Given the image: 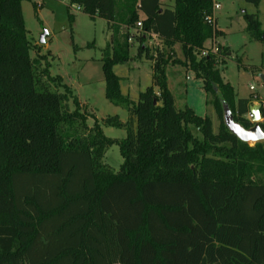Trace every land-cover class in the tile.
Returning a JSON list of instances; mask_svg holds the SVG:
<instances>
[{"label":"trees","instance_id":"trees-1","mask_svg":"<svg viewBox=\"0 0 264 264\" xmlns=\"http://www.w3.org/2000/svg\"><path fill=\"white\" fill-rule=\"evenodd\" d=\"M23 1L0 0V264H264V140L251 145L225 124V104L245 128L255 123L246 118L252 99L237 98L221 75L222 54H203L221 34L217 18L214 26L205 20L214 0H71L112 27L102 57L106 97L128 118L106 122L125 125L121 140L98 122L90 128L77 97L70 111L73 93L49 62L39 70L45 56L30 55ZM243 16L264 41L257 14ZM152 34L168 53H151ZM132 37L137 55L153 62L152 84L137 101L122 94L114 71L131 61ZM175 45L181 60L170 55ZM170 62L202 79L217 131L209 115L176 107ZM261 116L264 130V107ZM114 144L124 159L117 171L103 163Z\"/></svg>","mask_w":264,"mask_h":264},{"label":"rangeland","instance_id":"rangeland-1","mask_svg":"<svg viewBox=\"0 0 264 264\" xmlns=\"http://www.w3.org/2000/svg\"><path fill=\"white\" fill-rule=\"evenodd\" d=\"M37 1L42 3L43 9L37 7L35 0H24L22 9L28 37L33 44L30 55L32 58L45 56V59L41 60L39 70L44 69L49 62L51 75L61 76L62 83H66L73 93L69 94L70 111L77 109L73 101L74 97H77L79 110L87 115L90 128L98 122L106 136L123 139L126 136L125 125L116 127L106 122L107 118L113 115L124 117L123 111L124 115L128 114L125 109L112 104L106 97L102 57L103 49L112 39V36L109 38L108 35L109 31L113 33L112 27L109 25L106 28V20H93L83 10H76L74 5L70 6L64 0ZM164 2L174 5V0ZM214 3L219 4V8L214 10V15L221 34L217 39L208 40L206 46L222 54L218 68L224 81L234 87L237 97L251 98V107L261 105L264 100V68H261L264 41L253 37L247 29L243 14L256 13L264 30V0H261L259 5L246 0H214ZM69 13L74 15L73 21H70ZM124 29L125 27L122 32ZM45 31L49 33L47 45L41 43ZM131 33L135 35L137 29L132 28ZM129 43L133 56L131 62L117 64L114 71L125 77L122 78V94L137 101L139 93L150 83L153 62L145 54L137 55V39L132 37ZM93 44L95 46H92ZM145 45L150 47L154 55L158 49L168 53L165 44L153 35L147 37ZM170 55L176 60L183 59L178 45L174 46ZM166 69L169 89L175 97L176 107H190L200 116L209 115L213 120L214 130L217 131L220 122L213 105L207 101L202 79L182 63L170 62ZM57 83L59 82L51 83V87L66 93L62 84ZM250 86L255 89L251 90ZM120 117L119 120L124 124ZM123 160L118 144L109 147L103 155V163L116 171Z\"/></svg>","mask_w":264,"mask_h":264},{"label":"water","instance_id":"water-1","mask_svg":"<svg viewBox=\"0 0 264 264\" xmlns=\"http://www.w3.org/2000/svg\"><path fill=\"white\" fill-rule=\"evenodd\" d=\"M47 32L42 35L41 43H45ZM250 111L254 114V126L251 128H245L240 123L234 120V115L227 104L224 105V121L228 129L235 134L240 140L244 142H258L264 140V130L260 126V122L263 120L261 116V105H255L250 108Z\"/></svg>","mask_w":264,"mask_h":264},{"label":"built area","instance_id":"built-area-1","mask_svg":"<svg viewBox=\"0 0 264 264\" xmlns=\"http://www.w3.org/2000/svg\"><path fill=\"white\" fill-rule=\"evenodd\" d=\"M64 1H66L70 6H75L76 7V10H82V7L81 6H79V5H77V4H74V3H71V0H64ZM35 3H36V5H37V7H41L42 6V3L40 2V1H37V0H35ZM217 8H219V4L218 3H214V8H213V11L215 10V9H217ZM205 20H206V22L208 23V24H210V25H212V26H214L215 25V15L213 14V15H209V16H207L206 18H205ZM137 26L138 27H141L142 26V23L141 22H138L137 23ZM153 36H155L156 38H157V36L155 35V34H152ZM214 39H216V38H214ZM209 52H213V53H217V50L216 49H206L204 52H203V54L204 55H207ZM250 89L251 90H254L255 88L253 87V86H250ZM261 107H264V100L262 101V103H261ZM246 118L247 119H249L251 122H253V123H255L254 122V114L251 112V111H249L247 114H246Z\"/></svg>","mask_w":264,"mask_h":264},{"label":"crops","instance_id":"crops-1","mask_svg":"<svg viewBox=\"0 0 264 264\" xmlns=\"http://www.w3.org/2000/svg\"><path fill=\"white\" fill-rule=\"evenodd\" d=\"M162 2L163 3H165L164 2V0H162ZM171 4V3H170ZM67 7H69L68 5H67ZM39 8H41V9H43V5L41 6V7H39ZM81 11V10H80ZM142 18H143V15H142ZM216 18V17H215ZM105 24H106V28H108V23H106L105 22ZM48 35H49V33H47V35H46V39H45V43H46V45L48 44V41H47V37H48ZM108 35H109V38L112 36V33L109 31V33H108ZM157 36V35H156ZM161 42H163L159 37H157ZM217 39V38H216ZM49 40V39H48ZM107 43V42H106ZM92 46H95L94 44L92 45ZM131 62V61H130ZM116 66V65H115ZM153 74V73H152ZM120 76V75H119ZM121 78H125L124 76H120ZM186 78H188V76L186 77ZM168 81H169V78H168ZM178 81V80H177ZM152 84V76H151V80H150V83L149 84H147L146 86H145V88L147 87V86H149V85H151ZM177 84L179 85V81L177 82ZM144 88V89H145ZM157 92H158V89L156 88L155 89ZM121 91L123 92V88H122V80H121ZM143 91V90H142ZM141 91V92H142ZM140 94V93H139ZM237 98H241V97H237ZM118 115V114H117ZM119 116V115H118ZM123 116L124 117H120V119H122L124 122H126V120H127V118H128V114L126 115H124V111H123Z\"/></svg>","mask_w":264,"mask_h":264}]
</instances>
